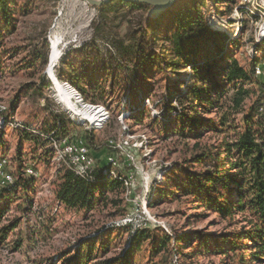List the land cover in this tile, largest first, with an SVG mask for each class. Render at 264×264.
<instances>
[{
  "label": "rangeland",
  "instance_id": "374dc122",
  "mask_svg": "<svg viewBox=\"0 0 264 264\" xmlns=\"http://www.w3.org/2000/svg\"><path fill=\"white\" fill-rule=\"evenodd\" d=\"M81 1L8 0L11 23H0V154L7 159L6 170L13 177L18 176L21 157L22 176L33 184L29 192L31 205L27 208L23 204L24 214L15 210L16 205L21 207L18 205H22V199L8 203L10 210L3 216L0 231L17 217L21 222L0 243V264L55 262L75 254L80 241L99 237L98 231H102L103 241L110 238L114 243L104 259L119 257L135 230L148 231L150 238L133 255L134 264H239L240 260L229 251L192 254L198 242L179 253L173 250L150 256L151 239L163 233L173 237L171 250L178 237L195 232L216 236L226 229L225 222L214 212L192 195H183L177 185V181L184 185L189 173L203 171L191 159L207 146H219L221 135L208 132L197 142L187 137L186 131L181 134L172 130L179 124V112L188 106L175 101L187 83H175L185 72L188 82L191 71L188 67H174L176 60L166 51L169 43L160 39L165 36L169 14L163 17V27L154 39L151 32L147 33L153 19L147 10H128L113 3L100 12L86 3L83 6ZM195 1L207 25L219 37L223 35L222 41L200 48L198 61L218 59L227 49L230 56L246 66L248 51L253 47L264 53V41L255 44L256 24L241 7V0H236L230 10L220 0ZM216 16L237 24L234 39L222 27L213 25L215 30L209 25V18L212 22ZM55 34L59 57L52 81L48 67ZM259 62L262 73L257 79L264 82V59ZM70 78L79 84L77 88ZM55 79L70 84L83 103L107 111L105 124L92 130L91 143L85 138L89 137L90 124H81L79 118L90 120V113H79L57 99ZM83 103L77 106L83 107ZM56 116L60 123L64 122L67 140L81 139L86 143L93 169H102L107 157L114 158L116 174L128 183L123 194L109 193L107 205L102 201L90 210L68 209L57 201L54 191L58 184V153L53 154L54 148L44 134L51 130ZM208 116L211 115H205ZM23 129L26 134H22ZM57 135L64 137L60 131ZM26 167L33 169L36 176L28 177ZM3 187L0 184V190ZM19 195L18 189L16 197ZM6 201L2 198L0 207L7 205ZM20 237L23 243L15 250L13 243Z\"/></svg>",
  "mask_w": 264,
  "mask_h": 264
},
{
  "label": "trees",
  "instance_id": "16d2710c",
  "mask_svg": "<svg viewBox=\"0 0 264 264\" xmlns=\"http://www.w3.org/2000/svg\"><path fill=\"white\" fill-rule=\"evenodd\" d=\"M7 1L0 0V23L5 22V26L10 25L12 18ZM190 1L187 3V0H177L170 9L152 19L147 33L151 32L152 38L157 39V30L163 27L160 23L163 17L169 14L165 36L160 39L169 43L166 51L170 58H175L174 67H188L191 71L188 82H185L188 77L185 72L182 74L184 77L177 79L175 83L178 86L187 83L175 101H182L188 106L179 112V124L172 130L181 134L186 131L185 135L196 139L197 142L208 132L221 135L219 146H207L192 157V164L195 163L203 171L189 173L185 184L181 185L177 181V185L181 186L183 195H192L199 204L214 212L225 222L226 229L216 236H203L200 232H195L178 237L171 250L169 246L173 237L163 233L161 237L151 239L150 256L173 250L179 253L184 248H192V244L198 242L197 247L191 251L192 254L229 251L240 260L239 264H264V117L257 109L263 81L254 75V68L260 64L259 60L264 59V55L261 58H249L244 66L237 58L230 56L226 49L218 59L198 61L200 48L222 41L223 35L219 37L218 33L207 25L203 14L194 5L197 2ZM203 2L204 0H201V3ZM220 2L224 3L223 6H227L225 8L228 10L232 4H236V0ZM113 3L128 10L149 9L145 4L118 0L104 3L96 9L104 12ZM238 8L242 13V8ZM211 18L208 20L209 25L217 30L211 24ZM70 81L76 88L79 86L76 80L70 78ZM81 90L85 92L84 87H81ZM247 102H250L248 106ZM54 122L51 130L44 131V134L53 131L57 137L60 131L61 136H65L64 122L60 123L61 120L59 121L57 116ZM21 132L26 134L25 129ZM88 133L89 137L85 138L91 143L92 130L89 129ZM2 157L0 154V158ZM21 161L19 157L21 168L16 171L18 178L15 175L13 177L9 171L12 182L3 185V190H0V200H7V205L0 207V223L10 210L8 203L12 199L23 200L22 205H18L21 207H15L21 214H24L23 204H27V208L31 205L29 192L33 189V184L22 176ZM91 175L94 181L81 178L64 167H58V184L54 191L57 201L68 209L90 210L102 201L107 205L110 202L109 193L119 196L125 192L124 178L120 175L118 178H106L101 174V168L93 169ZM18 189L21 195L16 197ZM20 222L21 219L17 217L3 226L0 231V243L18 228ZM101 233L102 231H98L99 237L90 241H80L75 254L64 255L47 264H134L133 255L140 244L150 238L148 231L135 230L129 236L127 249L121 256L104 259L114 243L111 244L110 238L103 241L104 236L101 237ZM33 240L31 237L30 241ZM22 243L23 239L20 237L14 241L12 248L17 250Z\"/></svg>",
  "mask_w": 264,
  "mask_h": 264
},
{
  "label": "built area",
  "instance_id": "2783aa9c",
  "mask_svg": "<svg viewBox=\"0 0 264 264\" xmlns=\"http://www.w3.org/2000/svg\"><path fill=\"white\" fill-rule=\"evenodd\" d=\"M241 7L246 10V14L249 18L253 19L256 24L257 32L255 36V44L258 45L260 42L264 41V0H241L240 1ZM247 11L249 13H247ZM235 38V37H234ZM233 38V39H234ZM253 49L248 51V55L250 58H261L264 53H261L257 49ZM258 53L262 55H258ZM259 57H258V56ZM262 73L260 64H257L254 68V75L255 77H259ZM261 98L257 105L258 112L263 115L264 117V82L262 83L261 87ZM80 102L83 103L81 95L78 94ZM85 106H90L91 108H96V117L94 120H88L83 116H79L81 119L80 123L90 124L88 129L96 130L101 128L108 119L107 111L103 107L95 106L94 104H85ZM1 108V107H0ZM2 109H0L1 112ZM14 127L22 128L21 125L14 124ZM46 139L50 141L52 144L53 154L58 153L57 159V166L64 167L70 171H72L75 175L88 179L89 181H94L92 173L93 167V160L88 155V149L86 143L81 140H67L66 136L64 137H56L55 133L52 131L47 134ZM8 163L5 157L0 158V184L7 185L12 182V175L9 171L6 170V164ZM116 161L113 157H107L105 166L101 169V174L106 178H118L119 175L115 172ZM25 174L28 177L36 176V172L31 169L30 167L25 168ZM124 185L127 186L128 183L126 179H124Z\"/></svg>",
  "mask_w": 264,
  "mask_h": 264
},
{
  "label": "bare ground",
  "instance_id": "6f19581e",
  "mask_svg": "<svg viewBox=\"0 0 264 264\" xmlns=\"http://www.w3.org/2000/svg\"><path fill=\"white\" fill-rule=\"evenodd\" d=\"M82 5L85 6L84 1L82 2ZM211 23L214 26L222 27L224 30L228 31L231 34L232 38L236 37L237 31H238V26L236 23H234V22L226 23V22L220 20L218 16L213 18ZM51 45H52V48H51V53H50V62H49V67H48V74H52V76L55 77L53 75V69H54L55 62L57 61V59L59 57L58 36L56 34L51 38ZM55 80L56 81H54L55 82L54 84L56 87V91L59 92V95H57V99L65 102L70 109H76L77 108V112H79V113H86L87 114V112H88V115L90 113L88 118L91 120H94L96 117V115H95L96 108L92 109L88 105L85 106L84 104H82V105H84L83 107L79 108L77 106V103L80 102V100L78 97L77 90H75L68 83H63L57 79H55ZM80 103H82V102H80ZM77 112H73V114L77 113Z\"/></svg>",
  "mask_w": 264,
  "mask_h": 264
},
{
  "label": "water",
  "instance_id": "95a60500",
  "mask_svg": "<svg viewBox=\"0 0 264 264\" xmlns=\"http://www.w3.org/2000/svg\"><path fill=\"white\" fill-rule=\"evenodd\" d=\"M91 7H99L104 3L112 0H82ZM125 3L145 4L149 6L147 14L152 18H157L159 15L170 9L177 0H118ZM50 79L53 81L54 77L49 74Z\"/></svg>",
  "mask_w": 264,
  "mask_h": 264
}]
</instances>
